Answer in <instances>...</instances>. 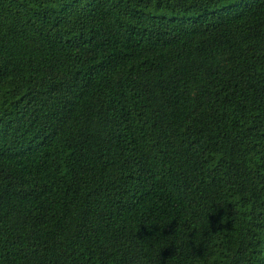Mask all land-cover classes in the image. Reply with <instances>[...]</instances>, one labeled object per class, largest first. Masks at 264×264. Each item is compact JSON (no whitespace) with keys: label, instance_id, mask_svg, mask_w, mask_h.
<instances>
[{"label":"trees","instance_id":"16d2710c","mask_svg":"<svg viewBox=\"0 0 264 264\" xmlns=\"http://www.w3.org/2000/svg\"><path fill=\"white\" fill-rule=\"evenodd\" d=\"M0 264H264V0H0Z\"/></svg>","mask_w":264,"mask_h":264}]
</instances>
